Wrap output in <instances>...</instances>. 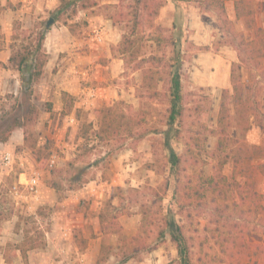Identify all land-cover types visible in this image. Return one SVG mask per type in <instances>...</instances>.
<instances>
[{
	"label": "rangeland",
	"instance_id": "rangeland-1",
	"mask_svg": "<svg viewBox=\"0 0 264 264\" xmlns=\"http://www.w3.org/2000/svg\"><path fill=\"white\" fill-rule=\"evenodd\" d=\"M56 1L54 9L35 8L30 21L15 19L11 36L16 33L17 37H11L10 44L29 48L42 44L38 57L43 58V45L52 41L48 31L54 28L58 34L67 31V36L60 40L68 41L70 47L76 49L72 54L82 55L90 45L97 46L103 53V47L109 45L111 54L122 59L118 43L122 35L127 34L130 39L138 38L136 45L141 47V57L150 54L161 57L163 80L158 82L156 94L151 96L153 90L140 87L142 74L135 69V62L128 67L124 65V72L114 84L123 89L125 96L104 104L99 110L115 107L124 113L122 124L133 125L99 140L95 136L100 121L98 114L76 110L75 137V130L70 129L73 127H63L64 114L73 105V99L67 95L62 98V114L51 112L52 123L48 124L45 112L51 110V103L39 88L42 73L28 84V74L24 72L21 76L11 63L10 67L17 73L13 71L5 76L0 73V121H11L16 115L24 122L28 104L33 109L30 121L16 127L23 130L22 143L0 147V232L3 222L10 219L14 221L11 229L15 233L7 243L10 246L6 244L2 251L8 250L11 261L16 245L34 244L35 249L46 248L45 231L51 230L53 214L62 209V203L71 202L70 190L91 182L95 187L107 189V196L99 198L107 242L103 254H99L93 264H178L176 245L171 237L168 234L159 237L169 210L188 238L193 264H232L229 254L233 253L244 264H264V197L251 198L252 192L264 195V0H244L246 5L251 3L252 13L243 16L236 15L233 0H225L229 22L220 18L207 0H158L162 4L156 13L144 17L143 24L135 30H132L131 20L133 0H63L61 6L60 0ZM20 4L15 3L13 7L19 8ZM111 15H115L114 21ZM50 17L53 22L47 25ZM98 19L102 24H97ZM105 20H108V28L104 31ZM99 25L102 42L90 38L91 29ZM152 36L160 37V43ZM176 59L181 61L183 115L170 131L166 125L170 104L166 69L176 63ZM233 63H236L235 72L242 86V98L239 102L229 99L230 124L226 136L230 145L221 155L214 154L217 136L208 135L198 160L191 163L185 153V131H202L204 126L216 128L222 90L226 88L232 95ZM177 129L182 132L178 138ZM144 141L145 146L138 147ZM62 142L72 146L67 153L61 151ZM253 146L260 150L255 151ZM169 147L184 160L178 168V177L170 171ZM127 148L134 151L130 160H120L117 155ZM6 151L12 154L11 164L4 162ZM53 154L57 157L55 163L50 161ZM223 156L227 160L222 173L230 181L235 158L239 164L237 170L245 171L244 176L236 174L245 197L240 198L232 189L226 204L210 193L206 199L191 204L177 179L186 183L199 173L215 175ZM60 157H66L62 166ZM133 160L137 163L132 164ZM19 171L39 173L42 182L52 188L51 204L29 201L16 206L12 202L9 190L16 184ZM91 201L81 197L78 204ZM145 214L148 223L143 226ZM25 237L27 244H23ZM227 238L232 242L223 246ZM85 245L84 241L78 243L82 248Z\"/></svg>",
	"mask_w": 264,
	"mask_h": 264
},
{
	"label": "crops",
	"instance_id": "crops-1",
	"mask_svg": "<svg viewBox=\"0 0 264 264\" xmlns=\"http://www.w3.org/2000/svg\"><path fill=\"white\" fill-rule=\"evenodd\" d=\"M7 2L9 4L5 6ZM15 3H21V6L14 8L13 5ZM0 6H5L0 9V35H3V37H0V73L5 76L6 74L14 73L13 71L17 73L16 70L10 67L9 62L13 21L17 18L30 21L32 11L35 8L45 6L54 9L57 6V1L0 0ZM98 20L100 23L97 24H102L101 19ZM107 22L108 20L103 22L105 25L102 27L104 31L108 28ZM95 27L101 28L100 25L93 28ZM53 29L48 31L52 39L51 43L43 45L46 60L42 69V75L39 78V88L51 103V110L45 112L47 114L46 118L49 119L48 124L52 123V119L50 118L51 112L58 115L62 114L64 107L62 101L63 95H67L73 99L71 110L67 114H64L66 118L63 127L65 126L66 129L73 127L70 129L75 130V137L77 128V124H75L76 110L91 112L97 115L99 107L125 96L123 89L114 84V80L124 72V62L121 58H116L111 54L109 45L103 47L104 49L102 48L103 53L98 50L97 46L90 45L84 54L81 55L77 52L72 54L76 49L70 47L68 41L60 40V37L67 36V31H62L61 34H58ZM109 32L108 34H110ZM103 43L105 44V40ZM218 57L220 58V56ZM13 76H16V74H13ZM94 127L96 128V126ZM14 135L16 139H14ZM8 139L6 142L0 143V147L9 148L15 144H21L23 141V130L14 128ZM145 144V141L140 142L138 147H144ZM61 146H64V148H61L63 153H67L69 148L72 147L65 142H62ZM124 151H121L117 156L120 160H130V156L134 151L131 148H127ZM58 159L62 166L66 157ZM135 163L137 162L133 160L132 164ZM29 173L27 171H19L18 176L22 179V177H26ZM92 187H95V185L89 182L79 188L70 190L71 198L69 200L71 202L61 204L62 209L53 214L51 230L45 231L46 248H29L23 256L21 250L14 247L12 260L8 262L5 260V251H2V247L12 240V235L15 233L12 230L14 221L10 219L5 220L3 222V229L0 232V264H93L97 256L101 254L102 245L107 242V236L103 233L102 228L104 224V220L101 219L103 207L99 201V198L107 196V189L106 187H96V191H93ZM81 197L92 199V201L90 204L80 205L78 203ZM51 200L52 188L47 187L40 177L39 198L34 202H47V204H51ZM81 241L86 242L83 248L82 246H78V243Z\"/></svg>",
	"mask_w": 264,
	"mask_h": 264
},
{
	"label": "trees",
	"instance_id": "trees-1",
	"mask_svg": "<svg viewBox=\"0 0 264 264\" xmlns=\"http://www.w3.org/2000/svg\"><path fill=\"white\" fill-rule=\"evenodd\" d=\"M63 0H60V6L63 4ZM209 6L215 10L220 18L229 22L226 16L224 2L225 0H207ZM234 2V10L237 16L250 15L252 13L251 3L249 2L246 5L244 0H233ZM161 1L158 0H133L132 4V13L133 16L131 18L133 26L132 30H135L140 25L143 24V18L148 17L150 15L156 13L157 7L161 6ZM57 8V13H59L61 7ZM110 7L109 5H106ZM122 16V15H120ZM113 21L115 15H111L110 17ZM123 18V17H122ZM55 19V18H54ZM132 34V33H131ZM130 35L123 34L120 42L118 43V48L121 51V55H123L122 59L124 61L125 67L130 66L133 62H135V69H139L142 74V82L141 88L151 89L153 91L150 92V95L153 96L156 94V85L159 81L163 80V73L160 69V61L161 57L150 54L148 57H141L140 50L141 47L136 45L138 38H129ZM12 39L17 37L16 33L12 34ZM44 37V34H43ZM153 40L160 43V37H151ZM42 36L40 37V40ZM42 43V42H41ZM11 47V55L9 57V62L12 67H14L21 76L24 72L28 74V84L31 80H37L41 73L45 63V55L43 54V58L38 57L39 50L42 47V44H37L34 48H29V46L25 45H16L15 43L10 44ZM114 52V50H113ZM135 60V61H134ZM138 60V61H137ZM147 62L149 65L143 66V63ZM180 66L181 61L176 59V63L173 65H168V69H166V74L168 76L169 84H170V104L168 109L167 121L166 125L168 126V130H172L176 120H181L183 115V106L181 101L183 99V95L180 92L181 89V76H180ZM236 63L232 64L231 67V84H232V95H230L228 89L222 90L221 102L217 117V126L215 129H209L206 126L201 130H193L187 129L185 131V153L189 158V162L194 163L199 158V153L204 149V142L208 135L217 136V142L215 145L214 154L221 155L225 152L226 148L230 145V142L226 136V129L229 127L230 121L228 120L230 111H229V99H232L234 102H239L242 98V86L238 79V76L235 72ZM163 70V69H162ZM24 79L22 80V82ZM122 104L121 102H118ZM117 103V105H118ZM116 106V105H115ZM27 116L25 115V121H20L17 119V116L14 115V118H11V121L8 119H3L0 121V142H5L8 140L11 132L16 127L24 126L25 122L30 121V116L33 111L31 106L28 104L27 108ZM124 113L122 111H118L115 107H106L104 109H100L98 111V115L100 116L99 126L96 131V138L101 140L110 138L116 132H119L120 129L126 128L128 129L133 124L128 122L127 124H122L121 119H124ZM132 119H130L131 121ZM130 124V125H129ZM125 129V130H126ZM182 134L180 129L176 130V137H180ZM168 138V135H166ZM25 140V138H24ZM167 140V139H166ZM168 144V140L166 141ZM255 151L260 150L258 146L252 147ZM263 152V151H259ZM228 155V153H226ZM227 157L223 156L219 166L218 171L215 175L206 176L203 173H199L195 178L186 183H182L180 179H177L179 186L181 185L182 190L184 191L185 198L192 204L193 201H202L206 199L208 196L207 193L213 194V196L217 199H222L221 203L226 204V200L228 198V192L230 190H235L240 198H244V192L240 187L239 183L236 181V174L240 176H244L245 171L242 169L240 171L238 168V160L235 158L234 163L235 167L233 169V174L231 176V181L229 178L222 173V167L226 163ZM168 161L170 163V171H174V175L178 177L180 173L178 168L183 163V157L178 155L171 147H169V158ZM239 172V173H238ZM251 198H262L264 195L257 194L255 192L251 193ZM215 198V199H216ZM220 203V204H221ZM219 207H221L219 205ZM220 210V209H218ZM226 211V210H225ZM101 219H105L104 215L101 214ZM145 222L147 221V215H143L142 223L147 225ZM236 227V226H235ZM159 237H164L168 234L172 241L176 245L177 255H178V264H193L191 259V246L189 244L188 238H186L182 225L175 219V215L169 210L167 211L166 217L164 218V229L162 228L159 231ZM27 238H24V243L27 242ZM232 241L229 238L226 239L222 243L223 246L226 244H230ZM234 242V241H233ZM27 244V243H26ZM233 244V243H232ZM10 246V244H7ZM36 245L28 244L26 247H22L20 245H16L17 249H20L23 256L25 255V251L29 248H33ZM105 248V244L102 245L101 254H103ZM14 252V250H13ZM229 261L232 264H244L243 260L238 256L234 257V253L229 254ZM5 260L10 261V257L8 256V250L4 252Z\"/></svg>",
	"mask_w": 264,
	"mask_h": 264
},
{
	"label": "built area",
	"instance_id": "built-area-1",
	"mask_svg": "<svg viewBox=\"0 0 264 264\" xmlns=\"http://www.w3.org/2000/svg\"><path fill=\"white\" fill-rule=\"evenodd\" d=\"M90 38L96 42L103 41L102 30L100 27H95L92 29L90 33ZM12 154L10 152L4 153V162L5 164L12 163ZM57 157L55 154L51 155L50 161L51 163H55ZM22 166V164H21ZM24 172V171H21ZM39 173L38 172H30L26 177H22V179L17 178L16 184L9 190L10 198L12 202L17 206H21L23 203H27L29 201H36L39 198ZM87 187V186H84ZM93 191H96V187H92Z\"/></svg>",
	"mask_w": 264,
	"mask_h": 264
},
{
	"label": "water",
	"instance_id": "water-1",
	"mask_svg": "<svg viewBox=\"0 0 264 264\" xmlns=\"http://www.w3.org/2000/svg\"><path fill=\"white\" fill-rule=\"evenodd\" d=\"M52 22H53V18L50 17V18H48L46 24H47V25H50Z\"/></svg>",
	"mask_w": 264,
	"mask_h": 264
}]
</instances>
